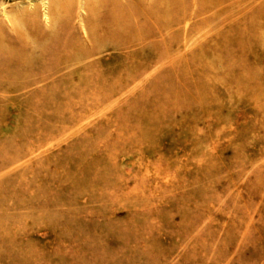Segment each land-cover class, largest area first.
Segmentation results:
<instances>
[{
  "label": "rangeland",
  "instance_id": "374dc122",
  "mask_svg": "<svg viewBox=\"0 0 264 264\" xmlns=\"http://www.w3.org/2000/svg\"><path fill=\"white\" fill-rule=\"evenodd\" d=\"M0 264H264V0H0Z\"/></svg>",
  "mask_w": 264,
  "mask_h": 264
},
{
  "label": "bare ground",
  "instance_id": "6f19581e",
  "mask_svg": "<svg viewBox=\"0 0 264 264\" xmlns=\"http://www.w3.org/2000/svg\"><path fill=\"white\" fill-rule=\"evenodd\" d=\"M111 1H113V2H116V1H119V0H111ZM209 4H207V6H208ZM214 5H216V4H214ZM213 5V6H214ZM215 8H217L216 6H214ZM236 8H238V7H236Z\"/></svg>",
  "mask_w": 264,
  "mask_h": 264
}]
</instances>
